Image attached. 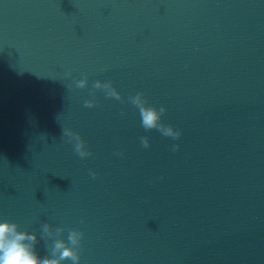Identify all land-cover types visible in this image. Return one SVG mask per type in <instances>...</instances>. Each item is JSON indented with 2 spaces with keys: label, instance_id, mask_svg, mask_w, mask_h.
Here are the masks:
<instances>
[{
  "label": "water",
  "instance_id": "1",
  "mask_svg": "<svg viewBox=\"0 0 264 264\" xmlns=\"http://www.w3.org/2000/svg\"><path fill=\"white\" fill-rule=\"evenodd\" d=\"M2 222L40 258L264 264V0H0Z\"/></svg>",
  "mask_w": 264,
  "mask_h": 264
},
{
  "label": "clouds",
  "instance_id": "2",
  "mask_svg": "<svg viewBox=\"0 0 264 264\" xmlns=\"http://www.w3.org/2000/svg\"><path fill=\"white\" fill-rule=\"evenodd\" d=\"M70 75V73H69ZM77 88L83 89L87 86V79L73 81ZM95 89H103L106 95L110 98L120 100L119 93L112 87L111 83H101L96 81L93 85ZM131 103L139 109L142 119V126L147 130L157 129L165 137H171L173 140L179 139L181 133L174 130L171 126H164L160 123V118L164 114L165 109L161 107L157 111L153 107H146V101L143 98V93H138L135 97L130 98ZM84 107L92 108L94 104L90 100L84 102ZM64 135L69 137V142L75 143V151L81 158H86L91 155L85 150V144L80 136L71 130H65ZM144 148L149 147L148 139L142 138ZM178 145H173L172 150L177 151ZM122 155V153H117ZM92 178L95 179V173H92ZM49 225H43V231L48 232ZM56 231L61 233L63 229L57 228ZM82 233L71 231L68 236V241L71 247L67 246L62 240H55L54 247L51 250V257L40 258L34 251L35 245L38 243L35 234L19 232L17 225L14 223H0V264H61L62 261L70 260L72 264H79L80 256L78 249ZM75 249V250H74Z\"/></svg>",
  "mask_w": 264,
  "mask_h": 264
}]
</instances>
